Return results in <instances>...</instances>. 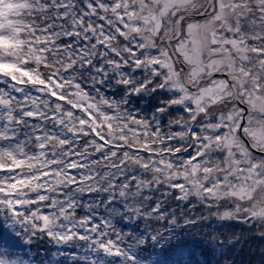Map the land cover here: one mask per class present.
Returning a JSON list of instances; mask_svg holds the SVG:
<instances>
[{"label":"snow or ice","instance_id":"obj_1","mask_svg":"<svg viewBox=\"0 0 264 264\" xmlns=\"http://www.w3.org/2000/svg\"><path fill=\"white\" fill-rule=\"evenodd\" d=\"M213 221L264 236V0H0V264H191Z\"/></svg>","mask_w":264,"mask_h":264},{"label":"trees","instance_id":"obj_2","mask_svg":"<svg viewBox=\"0 0 264 264\" xmlns=\"http://www.w3.org/2000/svg\"><path fill=\"white\" fill-rule=\"evenodd\" d=\"M142 106L147 107V101ZM211 229L224 233L219 236L218 243L226 239H233V243L210 251L206 234ZM171 243L181 244L192 253L191 264H264V236L236 221H213L199 232L193 229L190 233H180L172 238Z\"/></svg>","mask_w":264,"mask_h":264}]
</instances>
